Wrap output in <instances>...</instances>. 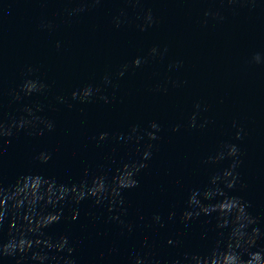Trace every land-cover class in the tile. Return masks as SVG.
Listing matches in <instances>:
<instances>
[{
	"label": "water",
	"instance_id": "95a60500",
	"mask_svg": "<svg viewBox=\"0 0 264 264\" xmlns=\"http://www.w3.org/2000/svg\"><path fill=\"white\" fill-rule=\"evenodd\" d=\"M202 0H0V264H63L136 104Z\"/></svg>",
	"mask_w": 264,
	"mask_h": 264
}]
</instances>
